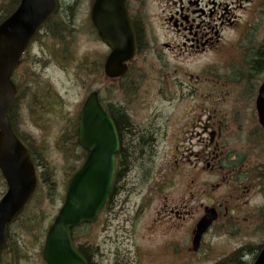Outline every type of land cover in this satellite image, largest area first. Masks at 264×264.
<instances>
[{
    "label": "flooded vegetation",
    "instance_id": "af4514ba",
    "mask_svg": "<svg viewBox=\"0 0 264 264\" xmlns=\"http://www.w3.org/2000/svg\"><path fill=\"white\" fill-rule=\"evenodd\" d=\"M127 8L136 56L123 77L105 78L107 98L98 92L119 140L110 203L118 191L123 203L159 201L157 216L168 220L161 243L167 252L198 254L216 236L250 237L264 210V128L256 110L264 64L247 107L233 100L238 85L230 75L181 74L167 53L179 59L215 53L227 33L234 42L264 46V0H127ZM211 212L215 221L195 252L196 227ZM245 246L235 251L245 253ZM248 250L240 263L252 254L255 262L262 249Z\"/></svg>",
    "mask_w": 264,
    "mask_h": 264
},
{
    "label": "rangeland",
    "instance_id": "374dc122",
    "mask_svg": "<svg viewBox=\"0 0 264 264\" xmlns=\"http://www.w3.org/2000/svg\"><path fill=\"white\" fill-rule=\"evenodd\" d=\"M14 2L15 0H0V17ZM69 5L74 7L72 23L75 33L69 40L60 42L59 38L50 35L49 28L54 23L45 26L16 78L17 84L25 92L24 98L16 107L18 132L33 150L44 156L49 167L54 170L52 177L57 184V197L53 200L46 199L41 207L47 216L44 222L46 227L53 222L62 206L69 184L68 174L81 164L80 161L77 162L76 156L79 153L74 144H77L75 130L83 103L89 93L95 90L100 92L103 100L108 97L109 82L105 81L103 65L110 50L100 41L92 25V0H60L56 22H59ZM231 36L232 33L225 34L224 43L218 46L221 49L215 53L193 57L184 55L179 59L176 58L177 52H168L172 69L181 70V74L217 70L227 78L231 70L242 62L245 46H259L248 38L234 42ZM63 46L68 52L62 51ZM36 85L37 88L34 87ZM45 92L54 99L43 106L40 97ZM231 92L233 100L250 106V99L244 91L240 92L242 94L238 90ZM244 111L246 116L251 115L248 108ZM43 170L40 166L37 168L39 174ZM6 191L7 186L1 176L0 199ZM179 191L180 188L177 187L174 197ZM117 195L96 225L82 228L76 233V240L85 246L91 264H217L235 254L241 244H247L245 248H252L254 251L264 244L262 210L255 218V229L250 237L244 235V238L238 237L227 242L225 238L216 236L212 239L213 247L198 254L167 252L161 247V243L166 240L164 234L168 220L157 216L160 202L152 199L142 205L140 198H134L123 203V194L118 191ZM186 223L188 222L183 225ZM17 227L18 225L14 227V234L25 239V235ZM186 230L187 225L182 228L183 232ZM17 241L24 250L23 259L18 264H45L42 258L44 242L33 245L27 238L28 245L24 247L23 241ZM254 256L255 254L249 255L240 264H253Z\"/></svg>",
    "mask_w": 264,
    "mask_h": 264
},
{
    "label": "water",
    "instance_id": "95a60500",
    "mask_svg": "<svg viewBox=\"0 0 264 264\" xmlns=\"http://www.w3.org/2000/svg\"><path fill=\"white\" fill-rule=\"evenodd\" d=\"M126 3L127 0H94L91 12L99 38L112 51L105 64V75L111 79L123 76L126 64L136 55L135 34ZM56 10V0H21L17 11L0 25V171L8 186L0 201V256L8 227L28 206L38 184L31 156L15 135L9 118L17 95L12 76L21 64L22 55ZM256 109L264 128V83ZM78 135L79 145L89 156L71 179L65 203L48 231L43 250L46 264H88L75 249L73 230L97 221L112 190L119 140L96 92L83 106ZM214 221L212 212L200 221L195 232L196 251ZM255 264H264V249Z\"/></svg>",
    "mask_w": 264,
    "mask_h": 264
},
{
    "label": "trees",
    "instance_id": "16d2710c",
    "mask_svg": "<svg viewBox=\"0 0 264 264\" xmlns=\"http://www.w3.org/2000/svg\"><path fill=\"white\" fill-rule=\"evenodd\" d=\"M19 3L20 0H15L14 6H9L7 11L4 12L5 14L1 16L0 22H2L5 18L10 16L16 10ZM58 13L59 12L57 11V13L48 22V24H50L49 26H51L54 23L49 28V31L52 37L56 39L59 38V41L63 42L69 40L72 37V35L75 33L74 24L72 23L74 7L72 5L66 7L63 12L62 18L59 19V22H56ZM61 44L64 45V43ZM62 51L68 52V49L63 46ZM242 59L243 60L241 64L238 66L237 69L233 71L232 79L235 81L234 83L238 85L235 88L236 91L238 90L239 94H242L244 91V94L248 95L250 101H252L256 95L255 85L256 87L258 86V80L262 72L261 69L264 64V46H260L258 50L251 49L250 47L247 48V46H245V51L243 53ZM37 86L38 85L34 87L37 88ZM18 89H19L18 96L10 112V119L13 125V129L17 134V136L20 138V140L29 149L36 167L38 168L40 166L44 170L41 174L38 173V178H39L38 188L32 199V202L23 212V214L8 229L7 242L1 254V264H18L19 261L23 259L24 250L22 246H20L19 241L17 240L23 241V245H25L24 247L28 245L26 242L27 238L31 240L30 243L33 245H38L39 243L43 244L47 232L49 230V227L47 226L48 227L47 228L46 225L44 226V222L47 216L44 215L43 209H41V207L44 205V201L46 199L53 200L55 196L57 197L56 194L57 184L52 177L54 174L53 168L49 167L44 156L42 154L37 153L36 150H33L32 146L26 141L24 136L23 135L21 136L18 132L17 120L15 117L16 107L18 106L20 100L25 96V92L23 91V88H20V84L18 86ZM40 99L43 106H46L51 103V99L46 92L43 93ZM75 134H76V130H75ZM74 145L76 146V142ZM78 153L79 155L77 154L76 156L75 154L73 157L76 156L77 162L79 161L83 162V160L86 159V154L80 150H78ZM42 161H45L46 164H44V162L42 163ZM79 167L80 166H78L68 174L69 182ZM16 225H18L17 229L19 230L20 228V231H22V233L25 235V239L21 238L19 234H14V227ZM76 231H78V229L75 230V233ZM74 241L79 253L89 262L88 256L86 254L85 246L81 243H78L75 237H74ZM260 250L261 247L256 248L257 255L260 252ZM247 251L249 254L251 253L250 250L247 249ZM247 251L245 253L242 251L236 252L232 256L224 259L222 262L217 264H240L243 255H246Z\"/></svg>",
    "mask_w": 264,
    "mask_h": 264
}]
</instances>
